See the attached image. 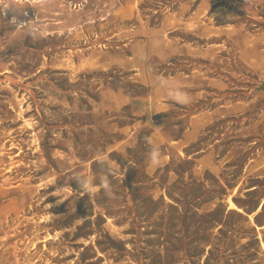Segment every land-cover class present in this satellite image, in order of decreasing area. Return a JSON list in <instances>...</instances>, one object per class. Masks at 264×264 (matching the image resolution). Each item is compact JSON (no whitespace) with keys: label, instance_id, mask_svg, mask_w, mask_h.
Segmentation results:
<instances>
[{"label":"rangeland","instance_id":"1","mask_svg":"<svg viewBox=\"0 0 264 264\" xmlns=\"http://www.w3.org/2000/svg\"><path fill=\"white\" fill-rule=\"evenodd\" d=\"M207 258L264 264V0H0V264Z\"/></svg>","mask_w":264,"mask_h":264},{"label":"clouds","instance_id":"2","mask_svg":"<svg viewBox=\"0 0 264 264\" xmlns=\"http://www.w3.org/2000/svg\"><path fill=\"white\" fill-rule=\"evenodd\" d=\"M158 158H159V149H153L149 153L150 162L156 163L158 161Z\"/></svg>","mask_w":264,"mask_h":264},{"label":"trees","instance_id":"3","mask_svg":"<svg viewBox=\"0 0 264 264\" xmlns=\"http://www.w3.org/2000/svg\"><path fill=\"white\" fill-rule=\"evenodd\" d=\"M256 205V204H255ZM240 206V205H239ZM255 207H253V208H250L249 210H245V213L247 214V215H249V214H252L253 212H254V209ZM257 224H260L259 222H257ZM209 259L210 258H207V264H208V261H209Z\"/></svg>","mask_w":264,"mask_h":264}]
</instances>
